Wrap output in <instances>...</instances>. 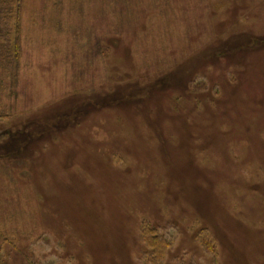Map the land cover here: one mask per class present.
Masks as SVG:
<instances>
[{
	"label": "rangeland",
	"instance_id": "374dc122",
	"mask_svg": "<svg viewBox=\"0 0 264 264\" xmlns=\"http://www.w3.org/2000/svg\"><path fill=\"white\" fill-rule=\"evenodd\" d=\"M16 83L0 264H264V0H24Z\"/></svg>",
	"mask_w": 264,
	"mask_h": 264
},
{
	"label": "trees",
	"instance_id": "16d2710c",
	"mask_svg": "<svg viewBox=\"0 0 264 264\" xmlns=\"http://www.w3.org/2000/svg\"><path fill=\"white\" fill-rule=\"evenodd\" d=\"M23 5L24 0H0V92H7V94H9V97L14 96L17 84V71L21 55V14ZM118 93L114 92L107 96L111 97ZM112 98L113 99L111 100L103 101V103H105L103 105H116L117 99L115 97ZM28 124L22 127L21 131L19 132L18 140H12L10 137H8V131L1 135L0 138H2L3 136H7L8 141L3 143L4 145L0 144V147L13 145V143L16 141L20 143V146L16 147L18 151L20 150L22 152L23 149H26L29 141V138H27V136H31L32 133H29L30 124L29 126H27ZM38 139H42L41 135L38 136L35 140L38 141ZM5 153L6 152L2 151L1 148L0 158L1 156L5 157ZM8 154L13 155V152H10ZM209 238L210 236L207 235V239ZM153 239V237H150L147 240V245L150 248L154 247L152 245ZM207 239L205 240L207 241ZM162 259V251L158 247V249H156L155 256L150 259L149 263L160 264L162 262Z\"/></svg>",
	"mask_w": 264,
	"mask_h": 264
},
{
	"label": "flooded vegetation",
	"instance_id": "af4514ba",
	"mask_svg": "<svg viewBox=\"0 0 264 264\" xmlns=\"http://www.w3.org/2000/svg\"><path fill=\"white\" fill-rule=\"evenodd\" d=\"M236 50V49H234ZM234 50H230V53L235 52ZM238 50V49H237ZM227 49H223V50H219L217 52L221 53V52H226ZM223 56V55H222ZM218 58V57H217ZM194 67V66H193ZM186 72L182 74L183 77H186ZM181 77H178L177 80H173L171 78L168 79H164L161 78L160 80H158L157 82L151 84L148 86V89H146V92L150 94H152V92H154V90H158L161 89L163 87H165V89L167 87H174L176 86L175 84L178 83L179 81H181ZM133 96V95H132ZM131 98V97H130ZM127 99V94H124L123 96H120L117 99V103L116 105H121V104H134L137 107H141V104L144 103L147 99L145 97H142V94L140 93V97H134L131 99ZM103 104L105 103H101V104H94L92 102L85 101L84 103H82L79 106H76L75 108L71 109L68 112H64L61 113L60 115H57L55 118H53V120L50 122V124H52V127L50 126L49 128H54V131H61L64 129L69 128L71 125H75L79 119L85 117L86 115H88V107L90 105L91 108H95V107H101Z\"/></svg>",
	"mask_w": 264,
	"mask_h": 264
}]
</instances>
